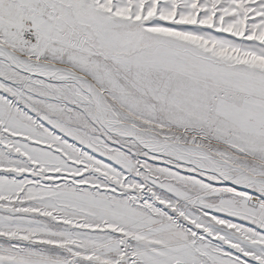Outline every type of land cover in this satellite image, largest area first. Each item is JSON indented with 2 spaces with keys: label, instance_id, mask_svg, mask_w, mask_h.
Listing matches in <instances>:
<instances>
[{
  "label": "snow or ice",
  "instance_id": "1",
  "mask_svg": "<svg viewBox=\"0 0 264 264\" xmlns=\"http://www.w3.org/2000/svg\"><path fill=\"white\" fill-rule=\"evenodd\" d=\"M0 264H264V0H0Z\"/></svg>",
  "mask_w": 264,
  "mask_h": 264
}]
</instances>
